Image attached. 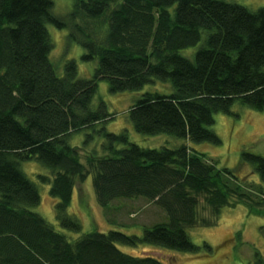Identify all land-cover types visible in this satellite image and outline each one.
<instances>
[{
  "label": "trees",
  "instance_id": "16d2710c",
  "mask_svg": "<svg viewBox=\"0 0 264 264\" xmlns=\"http://www.w3.org/2000/svg\"><path fill=\"white\" fill-rule=\"evenodd\" d=\"M72 7L59 17L52 0H0V264H165L119 245L196 254L189 230L216 226L225 208L245 206L264 217L261 187H246L247 180L190 146L220 145L215 115L230 114L234 105L264 111V7L225 0H75ZM49 24L68 30V43L82 47L85 62H98L91 79L79 77L75 61L59 72ZM200 44L193 59L180 55ZM102 80L112 93L155 81L171 85L170 94L138 99L129 121L139 134L184 143L149 149L126 131H107L113 117L106 104L93 108ZM78 133L96 146H73ZM241 160L264 183V158L244 151ZM28 161L49 171L40 179L50 186L62 231L32 211L41 197L21 168ZM90 176L107 218L116 201L142 199L166 222L145 227L142 237L84 233L68 210L77 184ZM254 262L264 264L257 251Z\"/></svg>",
  "mask_w": 264,
  "mask_h": 264
},
{
  "label": "rangeland",
  "instance_id": "374dc122",
  "mask_svg": "<svg viewBox=\"0 0 264 264\" xmlns=\"http://www.w3.org/2000/svg\"><path fill=\"white\" fill-rule=\"evenodd\" d=\"M53 12L56 16L66 17L72 10L75 0H52ZM243 5L252 11L262 9L264 0H225ZM53 42L51 59L57 67L63 66L68 61H75L79 77L91 79L98 66L97 61L85 62L82 59L84 50L76 43H68V30L58 29L54 25L47 26ZM202 44L195 48L181 51L189 59H193L196 51ZM97 94L93 101V108L97 109L102 103L107 106V112L113 117L106 124L107 131L121 133L126 131L130 141L144 148L155 149L163 146L175 148L183 141L168 135L145 136L135 131L129 121L128 110L137 103L144 94L159 93L170 94L173 92L171 85L155 81L139 91H126L120 93L110 92L109 83L102 80L98 83ZM220 137L222 143H200L190 145L194 150L213 160L220 168L233 170L238 180L261 187L264 183L249 163H242V153L247 151L264 158V111H255L239 104L234 105L230 114L218 113L215 115V124L212 127ZM85 134L78 133L72 137L71 144L75 147L90 148L96 143L85 144ZM83 162L86 153L80 152ZM23 172L34 182L39 189L41 203L32 208V211L45 218L59 231H62L56 221L53 209V199L49 195L48 184H44L40 176H48L49 171L37 161L24 162L21 165ZM90 176L85 182L78 183L73 196L68 214L75 217L82 225L83 232L118 231L127 235L142 237L145 227H150L159 222H166L165 213L156 205L147 201L119 200L111 205L109 216L107 211L99 206ZM110 220V221H109ZM67 232V231H64ZM191 241L200 248L196 254L168 250L161 247L142 245L128 247L119 245V248L128 254L142 256L151 253L159 255L165 264H254V254L259 252L264 257V217L251 215L247 207L225 208L222 211L219 223L210 228H196L189 230ZM210 245L211 250L205 248Z\"/></svg>",
  "mask_w": 264,
  "mask_h": 264
}]
</instances>
